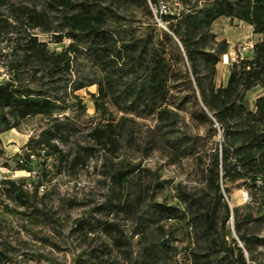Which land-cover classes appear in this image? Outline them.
Segmentation results:
<instances>
[{"label": "trees", "instance_id": "obj_1", "mask_svg": "<svg viewBox=\"0 0 264 264\" xmlns=\"http://www.w3.org/2000/svg\"><path fill=\"white\" fill-rule=\"evenodd\" d=\"M101 2L46 0L42 9L9 5L12 20L0 13V34H16L7 37L12 40V57L8 78L0 81V134L17 128L30 116L49 120L65 113L68 107L56 95L66 87L63 75L74 63L85 60L96 67L97 77L88 82L71 81L69 86L72 90L96 86L91 96L101 120L88 132L92 140L103 147L113 142L119 125L114 122L111 109H115L121 113L119 122L133 116H153L155 129L169 150L188 156L195 152L196 136L178 132L180 113L169 104L173 89L185 85L196 107L195 117L210 128L217 125L222 134V142L205 153L204 188L198 194L178 193L193 237L188 249L190 264H264V257L257 259L253 253L254 246H264V238L245 229L250 214L241 215L237 207L231 212L223 197L229 183L241 182L258 193L264 206V0H205L178 12L159 8L158 0H113L115 5L142 8L150 18L155 14L164 25L158 27L154 21L140 33L126 24L125 16L115 7ZM59 11L65 12L55 22L49 12ZM218 17L240 20L258 37L253 52L234 61L226 82L220 85L215 84L214 76L228 45L224 40L216 41L211 31ZM34 28L50 33L54 42L64 37L69 42L60 51L50 50L28 32ZM254 88L259 92L250 101L246 92ZM60 125L55 120L30 137L24 153L15 154V167L4 166L31 172L35 170L33 160L40 155L60 153L52 141L53 130ZM25 183L2 179L0 190L20 205L29 206ZM37 188L34 185V193ZM177 216L175 206L156 201L136 215L134 264H170L175 231L162 221ZM230 216L237 239L231 237L226 225ZM103 227L116 246L127 244L117 225L104 223ZM10 262L9 253L0 247V264Z\"/></svg>", "mask_w": 264, "mask_h": 264}, {"label": "rangeland", "instance_id": "obj_2", "mask_svg": "<svg viewBox=\"0 0 264 264\" xmlns=\"http://www.w3.org/2000/svg\"><path fill=\"white\" fill-rule=\"evenodd\" d=\"M190 1L182 4L178 0H158V6L178 12L190 4L201 5L205 0ZM45 2L0 0V13L12 20L9 5L42 9ZM101 4L115 7L125 16L126 24L135 27L137 33L154 21L158 27L164 26L155 14L150 18L142 8L115 5L113 0H102ZM151 10L155 12V8L151 7ZM64 12H49V15L56 22ZM211 31L216 41L224 40L228 45L227 52L221 55L216 66L214 82L220 85L226 82L231 64L240 59L242 45L255 43L258 37L248 24L227 17L215 19ZM28 32L54 51H60L69 42L66 37L59 43L54 42L50 33L38 28ZM14 35L15 32L0 34V81L9 76L7 65L12 57V40L7 37ZM249 53L246 51L243 55ZM97 75L96 67L85 60L77 61L63 75L62 83L66 87L56 94L68 107L65 113L49 120L38 115L30 116L17 128L1 134L0 180L25 181L30 205L22 206L0 190V247L9 253V264H134L136 215L144 211L149 202L156 201L173 205L178 210L177 217L162 221L175 231L170 264H190L188 249L193 237L178 193L198 194L204 188L205 153L222 142L221 131L217 125H214L215 129L210 128L195 117L197 112L190 90L181 85L182 88L173 89L174 98L170 97L169 104L180 113L178 132L196 136L193 154L182 157L173 154L156 131L153 116H133L119 122L121 113L115 109L111 110L114 122L119 125L115 127L113 142L103 147L88 135L101 120L94 110L91 96L96 91L95 84L77 90L69 86L71 81L88 82ZM35 85L30 84L31 87ZM258 92V88H254L246 92V97L253 101ZM55 120L61 125L53 130L52 141L60 153L46 157L40 155L33 160L34 172L7 170L4 164L15 167V154L24 153L27 140ZM36 184L38 188L34 193ZM228 187L229 191L223 192V197L231 212L237 207L241 215L250 214L245 229L264 238V206L260 204L258 193L241 182H231ZM223 213L220 210V216ZM104 223L117 225L127 244L116 246L104 230ZM226 225L231 237L237 239L232 216ZM253 253L257 259H263L264 246H254Z\"/></svg>", "mask_w": 264, "mask_h": 264}, {"label": "built area", "instance_id": "obj_3", "mask_svg": "<svg viewBox=\"0 0 264 264\" xmlns=\"http://www.w3.org/2000/svg\"><path fill=\"white\" fill-rule=\"evenodd\" d=\"M253 45H254V43H252V42H247L244 45H242V47L239 50L240 51V58H243L245 56V55H243V52H246V51L253 52ZM31 157H33V156L31 155ZM6 169L8 170V168H6ZM31 172H34V171H31Z\"/></svg>", "mask_w": 264, "mask_h": 264}, {"label": "crops", "instance_id": "obj_4", "mask_svg": "<svg viewBox=\"0 0 264 264\" xmlns=\"http://www.w3.org/2000/svg\"><path fill=\"white\" fill-rule=\"evenodd\" d=\"M2 134V133H1ZM1 134H0V138H1ZM1 140H3L2 138H1Z\"/></svg>", "mask_w": 264, "mask_h": 264}]
</instances>
